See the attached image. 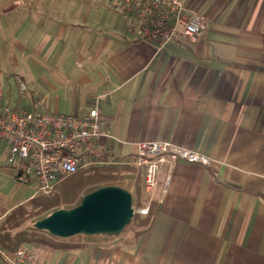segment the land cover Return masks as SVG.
Returning a JSON list of instances; mask_svg holds the SVG:
<instances>
[{
    "label": "crops",
    "instance_id": "0c3cea01",
    "mask_svg": "<svg viewBox=\"0 0 264 264\" xmlns=\"http://www.w3.org/2000/svg\"><path fill=\"white\" fill-rule=\"evenodd\" d=\"M76 1L0 0V109L27 94L21 111L84 115L110 92L100 119L119 155L169 140L210 164L176 161L165 194L162 167L140 236L32 243V264H264V0H186L204 34L161 48L134 40L110 0ZM6 156L0 142V222L33 196ZM137 173L145 204L142 170L128 190Z\"/></svg>",
    "mask_w": 264,
    "mask_h": 264
},
{
    "label": "built area",
    "instance_id": "2783aa9c",
    "mask_svg": "<svg viewBox=\"0 0 264 264\" xmlns=\"http://www.w3.org/2000/svg\"><path fill=\"white\" fill-rule=\"evenodd\" d=\"M110 9L124 17L134 40L156 48L197 40L206 29L205 17L186 0H110ZM109 97L110 92L92 97L84 115L0 109V142L6 147V163L14 169L16 181L33 185L34 196L51 192L59 181L79 170L131 167L142 170L143 191L148 198L134 212L143 215L158 187L162 167H167L160 186L165 194L176 161L210 164L203 153L169 140L137 141L133 152L119 155L110 129L100 119L101 100ZM34 257L35 252L23 245L13 255L0 248V264H32Z\"/></svg>",
    "mask_w": 264,
    "mask_h": 264
},
{
    "label": "trees",
    "instance_id": "16d2710c",
    "mask_svg": "<svg viewBox=\"0 0 264 264\" xmlns=\"http://www.w3.org/2000/svg\"><path fill=\"white\" fill-rule=\"evenodd\" d=\"M135 170L134 168L121 165H107L79 170L59 181L53 191L34 195L19 203L10 209L0 222V248L5 250L8 255H13L24 243H39L59 247L68 246L70 243L65 242L66 238L55 237L44 230H37L34 227L22 228V225L29 218L36 216L41 218L47 215L48 210L59 208L61 204H68L67 208L74 206L78 196L89 187L92 188L85 193L104 185H118L124 180L126 174ZM139 179L140 176L137 173L133 183L134 191H132L135 196V208L143 204L140 200ZM154 216L155 207L151 201L147 213L142 215L134 212L130 223L124 229H129L134 237H138L149 229Z\"/></svg>",
    "mask_w": 264,
    "mask_h": 264
},
{
    "label": "water",
    "instance_id": "95a60500",
    "mask_svg": "<svg viewBox=\"0 0 264 264\" xmlns=\"http://www.w3.org/2000/svg\"><path fill=\"white\" fill-rule=\"evenodd\" d=\"M134 214L132 194L119 185H104L82 195L70 207H60L35 220L32 226L67 238L76 234L119 235Z\"/></svg>",
    "mask_w": 264,
    "mask_h": 264
},
{
    "label": "rangeland",
    "instance_id": "374dc122",
    "mask_svg": "<svg viewBox=\"0 0 264 264\" xmlns=\"http://www.w3.org/2000/svg\"><path fill=\"white\" fill-rule=\"evenodd\" d=\"M95 1H97V0H95ZM77 3L79 2V0H77L76 1ZM23 94V93H22ZM21 97H23V98H21ZM20 98H21V100H20V102H19V108H22V109H26V110H31V104H30V102H29V99L28 98H30V97H28V95L27 94H24V95H21L20 96ZM11 106H15L14 105V103H12L11 104ZM19 108H17V109H15V110H17V111H21ZM37 110H39V109H37ZM132 178H133V176L131 175V174H126V176H125V179H127L129 182L128 183H125L124 182V180L121 182V183H118V185H120V186H122V187H124V188H126L127 190L128 189H131V187H132V182H131V180H132ZM57 185V184H56ZM55 185V186H56ZM29 189V187L28 186H26V189ZM55 188V187H54ZM92 187H89L88 189H86L85 191H83L79 196H78V198H77V200L75 201V203H74V205H76L79 201H80V199H81V197H82V195L83 194H85V192L86 191H88V190H90ZM54 190V189H53ZM52 190V191H53ZM132 194V206H133V208H135L134 207V202H135V196H134V193H131ZM69 205L68 204H61L60 206H59V208L60 207H64V208H67ZM55 209H57V208H55ZM54 210V209H53ZM50 211H52V209H50V210H48L47 211V213H49ZM46 213V214H47ZM37 219H39L38 218V216H36V217H32V218H29L28 220H26L24 223H23V225H22V228H31V227H33L32 226V224H33V222L35 221V220H37ZM131 231L129 230V229H124V230H122V232L121 233H130ZM120 233V234H121ZM96 236H109V235H107V234H76V235H72V236H70V237H67V239H70V238H73V239H83L84 237H96ZM110 236H112V235H110ZM114 236V235H113ZM32 243H24V244H22L23 246H29V245H31ZM4 252H5V250H3Z\"/></svg>",
    "mask_w": 264,
    "mask_h": 264
}]
</instances>
